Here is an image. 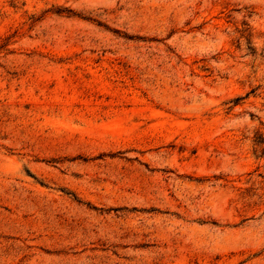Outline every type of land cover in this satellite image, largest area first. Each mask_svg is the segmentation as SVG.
<instances>
[{
    "label": "rangeland",
    "instance_id": "obj_1",
    "mask_svg": "<svg viewBox=\"0 0 264 264\" xmlns=\"http://www.w3.org/2000/svg\"><path fill=\"white\" fill-rule=\"evenodd\" d=\"M0 264H264V0H0Z\"/></svg>",
    "mask_w": 264,
    "mask_h": 264
}]
</instances>
